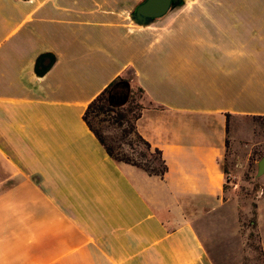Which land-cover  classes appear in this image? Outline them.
Here are the masks:
<instances>
[{
    "label": "crops",
    "instance_id": "0c3cea01",
    "mask_svg": "<svg viewBox=\"0 0 264 264\" xmlns=\"http://www.w3.org/2000/svg\"><path fill=\"white\" fill-rule=\"evenodd\" d=\"M142 1L0 0V264H214L198 224L223 205L226 115L264 117V0L140 27ZM118 76L144 93L163 178L112 161L82 118Z\"/></svg>",
    "mask_w": 264,
    "mask_h": 264
},
{
    "label": "rangeland",
    "instance_id": "374dc122",
    "mask_svg": "<svg viewBox=\"0 0 264 264\" xmlns=\"http://www.w3.org/2000/svg\"><path fill=\"white\" fill-rule=\"evenodd\" d=\"M229 123L223 205L201 219L199 232L214 264H262L256 247L260 240L264 258V175L257 178L256 171L264 157V120ZM101 129L109 137L120 136V129L106 124Z\"/></svg>",
    "mask_w": 264,
    "mask_h": 264
},
{
    "label": "trees",
    "instance_id": "16d2710c",
    "mask_svg": "<svg viewBox=\"0 0 264 264\" xmlns=\"http://www.w3.org/2000/svg\"><path fill=\"white\" fill-rule=\"evenodd\" d=\"M143 96L140 87L132 88L127 78L118 76L88 104L82 118L112 161L134 166L148 176L163 178L167 166L161 151L153 149L138 133L135 125L143 107L139 101ZM229 118L230 115H226V149L229 144ZM252 120H264V117H252ZM104 124L120 129V136L105 135L101 129ZM223 170L227 180V172ZM258 243L256 251L264 260L260 240ZM261 262L264 264V261Z\"/></svg>",
    "mask_w": 264,
    "mask_h": 264
},
{
    "label": "water",
    "instance_id": "95a60500",
    "mask_svg": "<svg viewBox=\"0 0 264 264\" xmlns=\"http://www.w3.org/2000/svg\"><path fill=\"white\" fill-rule=\"evenodd\" d=\"M186 0H143L130 14V20L137 26L146 27L156 19L165 16L169 11L179 9L185 5ZM52 63V56L47 54L38 60L36 64V74L48 69ZM39 69V70H38ZM264 175V157L257 164L256 177Z\"/></svg>",
    "mask_w": 264,
    "mask_h": 264
}]
</instances>
